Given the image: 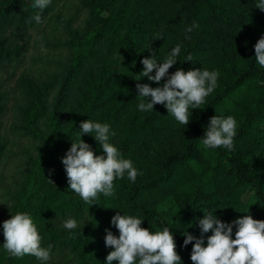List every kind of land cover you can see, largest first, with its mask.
<instances>
[{
    "label": "trees",
    "instance_id": "1",
    "mask_svg": "<svg viewBox=\"0 0 264 264\" xmlns=\"http://www.w3.org/2000/svg\"><path fill=\"white\" fill-rule=\"evenodd\" d=\"M60 2L51 0L41 11L31 0H0V28H14L22 40ZM258 2L85 0L86 23L70 31L66 57L48 85L20 80L6 92L0 84V122L11 115V130L34 142L6 221L17 213L31 216L41 246H53L47 264H64L67 256L72 264H107L115 249L106 246L105 238L107 231L119 237L111 224L117 214L139 218L153 232L169 228L181 264H192L195 241L184 247V234L201 238L198 220L204 214L226 224L245 215L264 221V67L255 59V44L264 36V11ZM37 14L41 23L33 19ZM193 24L198 27L187 32ZM10 42L0 37L1 68L21 53V48L11 51ZM178 44L181 51L169 76L179 69L219 73L205 103L189 108L187 126L164 105L147 112L138 107L137 84L155 89L167 82V77L157 84L140 75L142 60L162 63ZM214 116L237 122L231 151L203 146ZM88 120L109 125V142L138 171L135 182L125 173L115 179L114 195L99 194L92 203L69 189L62 163L72 141L81 138L97 156L105 155L92 134L79 133ZM5 156L0 143V164ZM68 219L76 220L75 229L62 226ZM211 235L203 234L205 247ZM4 243L3 235L0 264H42L32 255L9 257Z\"/></svg>",
    "mask_w": 264,
    "mask_h": 264
},
{
    "label": "clouds",
    "instance_id": "2",
    "mask_svg": "<svg viewBox=\"0 0 264 264\" xmlns=\"http://www.w3.org/2000/svg\"><path fill=\"white\" fill-rule=\"evenodd\" d=\"M50 3L51 0H31V6L41 11ZM256 7L264 11V0H259ZM33 19L36 23L42 22L39 14ZM196 27L198 25L193 24L186 31L190 33ZM180 51L181 46L178 44L162 63H157L156 58L142 60L144 71L140 75L157 84L167 77V82L155 89L147 84H137L138 98H141L138 107L140 111L147 112L153 110L155 105H164L177 122L187 126L189 108L199 109L205 103L206 97L217 87L219 73L199 69L185 72L179 69L169 76V69L177 64L176 57ZM255 59L264 67V36L255 44ZM154 70L155 75H151ZM80 128L81 137L92 134L105 155L97 156L82 138L78 142L72 141L70 150L62 158L71 191L85 203H92L99 194L114 195V181L117 177L124 178L125 173L130 181L135 182L138 171L131 160L120 158L119 150L109 142V125L88 120L81 123ZM236 128L237 122L232 116L212 117L206 136L201 139L204 148L224 147L231 151ZM111 135L115 136V132ZM143 223L141 219L126 214H117L112 218L111 224L118 229L119 237L107 231L106 246L115 249L107 256V264H113L114 261H118V264H181L170 229L165 227L162 231L153 232L142 227ZM198 225L202 230L201 238L184 234V247L195 241L191 252L192 264H264V221L245 215L232 224H226L216 216L204 214V218L198 220ZM62 226L73 230L77 222L68 219ZM233 227L237 228L235 239L232 238ZM209 232L212 235L207 238L205 247L203 234ZM3 235V248L9 257L32 255L42 264H47L51 259L53 246H41L42 238L29 214L12 215L3 223Z\"/></svg>",
    "mask_w": 264,
    "mask_h": 264
},
{
    "label": "rangeland",
    "instance_id": "3",
    "mask_svg": "<svg viewBox=\"0 0 264 264\" xmlns=\"http://www.w3.org/2000/svg\"><path fill=\"white\" fill-rule=\"evenodd\" d=\"M89 10L85 0H61L46 22L28 31L22 40L15 37V29L0 28V37L10 38L11 51L22 49L13 56L12 63L0 67V84L6 92L11 91L20 80L31 81L39 86L50 83L66 57L65 43L70 31L83 27ZM11 115L0 122V143L6 147V156L0 164V252L3 237V223L10 208V197L24 170V163L34 142L11 130ZM71 257L64 264L70 263Z\"/></svg>",
    "mask_w": 264,
    "mask_h": 264
}]
</instances>
